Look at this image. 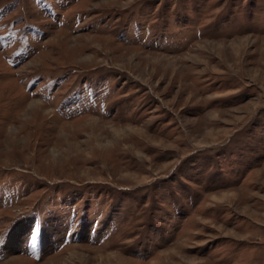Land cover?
Segmentation results:
<instances>
[{
  "label": "rangeland",
  "instance_id": "obj_1",
  "mask_svg": "<svg viewBox=\"0 0 264 264\" xmlns=\"http://www.w3.org/2000/svg\"><path fill=\"white\" fill-rule=\"evenodd\" d=\"M0 264H264V0H0Z\"/></svg>",
  "mask_w": 264,
  "mask_h": 264
}]
</instances>
